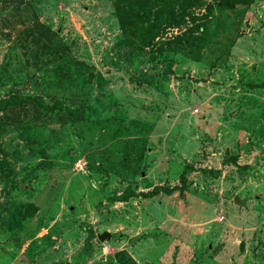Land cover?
Here are the masks:
<instances>
[{"label":"rangeland","instance_id":"obj_1","mask_svg":"<svg viewBox=\"0 0 264 264\" xmlns=\"http://www.w3.org/2000/svg\"><path fill=\"white\" fill-rule=\"evenodd\" d=\"M222 3L140 49L113 0H0V264H264V0Z\"/></svg>","mask_w":264,"mask_h":264},{"label":"trees","instance_id":"obj_2","mask_svg":"<svg viewBox=\"0 0 264 264\" xmlns=\"http://www.w3.org/2000/svg\"><path fill=\"white\" fill-rule=\"evenodd\" d=\"M130 0H113L114 6L116 8V12L117 15L119 17L120 23H121V28L125 34V36L127 38H129L130 40H128L131 45L138 47L140 49H144L143 45H139L140 43H137V41H141L144 42V37H143V33L141 32V24L145 22V18L141 17V10L142 8H144V10L147 8V6L149 7L147 10L151 11L155 14H157L159 12L160 8L166 1L169 0H138V5L137 8H132V7H128ZM248 2V0H223L222 5L227 7V8H234L236 7L238 4L241 3H246ZM23 5V4H22ZM21 5V6H22ZM146 12V13H147ZM1 16V14H0ZM132 30L138 31V36H135V32H132ZM155 36H152V39ZM147 44V43H144ZM12 102L16 101L17 98L12 97ZM47 107V106H46ZM60 109H64V106L61 104H58V106ZM1 109H4L3 107H1ZM50 109H53L52 107H50ZM67 112L71 113V115H82L84 113V109L81 108L79 110H73L71 108H66ZM264 177V175H263ZM127 197H129L127 194H124L122 196H118L117 198H115L116 200H122V199H126ZM123 201V200H122ZM93 236V235H92ZM91 235L89 236L88 240H87V247H86V252H88L89 248L91 247Z\"/></svg>","mask_w":264,"mask_h":264},{"label":"water","instance_id":"obj_3","mask_svg":"<svg viewBox=\"0 0 264 264\" xmlns=\"http://www.w3.org/2000/svg\"><path fill=\"white\" fill-rule=\"evenodd\" d=\"M111 238H112V234L110 232H104L103 234L99 235L100 241L111 240Z\"/></svg>","mask_w":264,"mask_h":264}]
</instances>
